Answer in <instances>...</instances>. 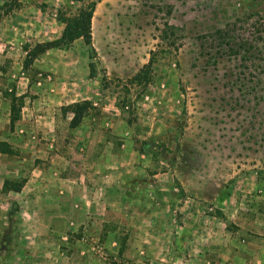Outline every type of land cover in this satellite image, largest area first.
<instances>
[{
	"label": "rangeland",
	"instance_id": "374dc122",
	"mask_svg": "<svg viewBox=\"0 0 264 264\" xmlns=\"http://www.w3.org/2000/svg\"><path fill=\"white\" fill-rule=\"evenodd\" d=\"M91 2L92 47L79 39L58 49L60 62L50 74L25 68L27 54L21 66L10 63L15 48L27 53L59 39L65 28L59 15L78 16ZM35 8L42 10L45 26ZM28 13L27 30L11 25ZM1 26L0 56L6 60L0 58V71L31 73L22 93L6 81L3 97L12 118L39 98L33 88H45L75 68L74 57H63L74 49L82 52L86 68L95 65L90 77L99 82L93 99H78L93 104L86 116H98L99 106H119L130 128L123 130L127 151L119 158L125 165L115 161L119 165L110 171L118 178L126 173L129 190L115 194L125 200L123 211L120 205L111 208L116 219L70 222L59 227V235L30 238L35 232L21 231L41 225L24 228L20 214L3 207L0 264H143V250L150 260L164 262L174 248L202 246L209 247V256L198 259L202 264H221L227 238L236 250H259L250 264L264 261V0H0ZM242 41L253 48L239 49ZM111 185L119 192V183ZM124 214L133 219L125 221Z\"/></svg>",
	"mask_w": 264,
	"mask_h": 264
},
{
	"label": "crops",
	"instance_id": "0c3cea01",
	"mask_svg": "<svg viewBox=\"0 0 264 264\" xmlns=\"http://www.w3.org/2000/svg\"><path fill=\"white\" fill-rule=\"evenodd\" d=\"M35 10L37 15L42 17V24L45 26L47 20H45L42 10L40 8H35ZM29 13H32V10ZM29 13L23 17L24 19L15 18V23L11 21V25L15 26L18 23L24 25L27 30L30 24ZM0 28L2 29L3 26ZM61 33L58 34V37L61 36ZM23 39L28 40L29 37L23 35ZM60 52L58 49L47 51L34 61L32 69L40 73H54V69L59 65L57 63L60 62L57 59V56L61 55ZM26 54L24 50L20 51L15 48L13 52L8 53V57L12 59L10 63L21 66ZM5 57L0 56L1 59L6 60ZM63 57H74L75 68L67 76H56L52 83L46 82L45 88H33V91L39 90V98L29 100L25 106H21L19 117L14 121L12 120V106H6L8 103L3 97L6 91L4 88L6 81L11 80L16 83L21 92V89L24 90L25 87H28L26 81L31 73L0 71V219L3 215V207H5L4 209H7L4 210L5 213L9 209H14L20 214L24 228L28 224L39 223L41 225L39 229L21 231L23 235L26 232H35L32 236L28 235L30 238L59 235L63 233L59 227L70 222L76 224L107 223L116 219L111 213V208L120 205L123 211L125 200L124 198L114 199L115 194L129 191L125 183L126 173H121L118 178L110 171L119 165L115 164V161L125 165L119 158H122L124 152L127 151L125 149L128 141L124 138L123 130L130 128V125L119 116V106H99L98 116H86L78 127H70L73 113H61V108L79 102L78 99H93L99 91L97 88L99 82L90 77V70L84 65L82 52L70 49L64 51ZM18 60L21 61L19 64ZM60 81L64 83H60ZM59 84H64L62 85L64 88H56ZM54 90L58 93L62 92L64 96L53 95ZM71 92L78 94H71ZM81 95L87 96L79 98ZM76 96L77 99H75ZM55 97H57V101H61V106H56ZM51 147L54 150H51ZM54 157L59 161L53 162ZM39 159L41 161L34 168V160ZM51 171H56L58 181L51 177L53 174ZM21 178L25 180L21 191H3L6 180L18 181ZM117 178L119 185L116 187L119 192L114 193L112 187L115 186L111 184L117 183L109 182ZM51 181L56 182L55 186ZM94 183L99 186V191L95 190ZM35 197H39L41 202L35 204ZM81 197L82 200H80ZM66 204L73 210L66 209ZM161 205L163 204H159V206ZM78 207L81 209H75ZM88 218L92 220L89 221ZM123 218L127 222L133 219L125 214ZM241 232L250 240L256 238L247 235L244 230ZM233 241L227 238L225 246L221 247V257L227 256V258H223L225 260L221 261V264H250L249 260L252 257L261 254L258 249L254 248H246L243 251L241 248L236 250L235 246L232 247ZM208 248L202 246V249L191 248L185 252L174 248L172 254H167L170 256L167 258L168 261L164 262L150 260L145 255L147 250H143L139 263L143 261V264H149V262L150 264H197V262L202 264V261L199 260L207 254L209 256ZM200 251L203 252L200 253ZM167 255L165 256L167 257ZM159 256H161L159 257L161 261L162 255ZM193 257L196 259L194 260ZM259 264H264V261Z\"/></svg>",
	"mask_w": 264,
	"mask_h": 264
},
{
	"label": "trees",
	"instance_id": "16d2710c",
	"mask_svg": "<svg viewBox=\"0 0 264 264\" xmlns=\"http://www.w3.org/2000/svg\"><path fill=\"white\" fill-rule=\"evenodd\" d=\"M96 8V3L91 2L88 5L84 6L78 16L74 17H66L64 15H59V20L65 25L64 31L59 39L54 41H48L44 43L37 44L33 47V49L27 52V56L25 59L24 66L25 68H29L33 65L34 61L41 55L45 54L47 51L52 49H63L68 48L75 41L79 39H83L87 46L92 47V31H91V21L93 18V13ZM224 31H221V35ZM225 35V34H224ZM239 49L247 51L248 49H252L251 43L248 41H242L237 44ZM237 52V51H236ZM235 52V53H236ZM239 54V52H237ZM243 60H246V57H242ZM152 63V62H150ZM95 73V65L93 63L90 64V75L93 76ZM93 108V104L90 101L77 102L73 103L67 107L62 109L63 113L71 112L73 113V118L70 123L71 128L78 127L84 117L87 115L88 110ZM13 110V109H12ZM17 118H12V120H16ZM23 184H18L12 181H6L4 184V192L21 191Z\"/></svg>",
	"mask_w": 264,
	"mask_h": 264
},
{
	"label": "built area",
	"instance_id": "2783aa9c",
	"mask_svg": "<svg viewBox=\"0 0 264 264\" xmlns=\"http://www.w3.org/2000/svg\"><path fill=\"white\" fill-rule=\"evenodd\" d=\"M40 77L42 78V76L40 75Z\"/></svg>",
	"mask_w": 264,
	"mask_h": 264
}]
</instances>
